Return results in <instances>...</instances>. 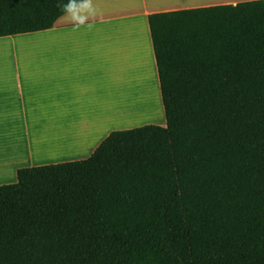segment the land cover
Segmentation results:
<instances>
[{
  "label": "trees",
  "instance_id": "1",
  "mask_svg": "<svg viewBox=\"0 0 264 264\" xmlns=\"http://www.w3.org/2000/svg\"><path fill=\"white\" fill-rule=\"evenodd\" d=\"M66 2V0H65ZM58 0H0V37ZM167 125L0 186V264H264V0L149 15Z\"/></svg>",
  "mask_w": 264,
  "mask_h": 264
},
{
  "label": "crops",
  "instance_id": "2",
  "mask_svg": "<svg viewBox=\"0 0 264 264\" xmlns=\"http://www.w3.org/2000/svg\"><path fill=\"white\" fill-rule=\"evenodd\" d=\"M245 1L93 0L91 27L64 14L51 29L0 37V186L22 168L90 158L135 127L123 120L131 100L163 102L150 14Z\"/></svg>",
  "mask_w": 264,
  "mask_h": 264
},
{
  "label": "rangeland",
  "instance_id": "3",
  "mask_svg": "<svg viewBox=\"0 0 264 264\" xmlns=\"http://www.w3.org/2000/svg\"><path fill=\"white\" fill-rule=\"evenodd\" d=\"M156 102L157 101L155 99L150 102H147V104L143 102V105L141 107L139 106V104L142 102L137 104V106L136 103L134 104L129 103L131 105L127 104L123 117V120L125 121L124 122L125 126H135L134 128L142 127L149 124H156L162 126L161 124H164L163 122H165L166 120L164 104L161 100H159L158 103ZM156 105H158V107ZM129 106L130 109L128 108ZM132 106H136V107H134L133 109ZM159 107L162 112L159 110Z\"/></svg>",
  "mask_w": 264,
  "mask_h": 264
},
{
  "label": "clouds",
  "instance_id": "4",
  "mask_svg": "<svg viewBox=\"0 0 264 264\" xmlns=\"http://www.w3.org/2000/svg\"><path fill=\"white\" fill-rule=\"evenodd\" d=\"M64 14L70 17L71 22L75 26H84L88 24L90 18L96 15V8L93 0H58L57 5Z\"/></svg>",
  "mask_w": 264,
  "mask_h": 264
},
{
  "label": "bare ground",
  "instance_id": "5",
  "mask_svg": "<svg viewBox=\"0 0 264 264\" xmlns=\"http://www.w3.org/2000/svg\"><path fill=\"white\" fill-rule=\"evenodd\" d=\"M149 85V84H148ZM124 87V86H123ZM141 90H143V89H141ZM126 92H127V90H126ZM128 93V92H127ZM121 94V93H120ZM120 96V95H119ZM119 98V97H118ZM118 98H117V101H118ZM148 102V101H147ZM147 102L146 101H144V103H146L147 104ZM130 103H132V104H134V102H132V100H131V102ZM136 103V106H137V104H139L138 102H135ZM125 104V103H124ZM117 105V104H116ZM125 105H127V104H125ZM129 105H131V104H129ZM143 105V102L142 103H140L139 104V106L141 107ZM119 106H124V105H122V103H120V105ZM136 106H132V108L134 109V107H136ZM140 107H139V109H140ZM122 108V107H121ZM124 108V107H123ZM129 109H130V106L128 107ZM145 108V107H144ZM132 109V110H133ZM138 109V108H137ZM137 109H136V111H137ZM119 111H121V110H119ZM118 111V112H119ZM125 111V110H124ZM128 113H130V112H128ZM125 114H127V113H125ZM136 114V113H135ZM120 115H122V114H120ZM138 116V115H137Z\"/></svg>",
  "mask_w": 264,
  "mask_h": 264
}]
</instances>
